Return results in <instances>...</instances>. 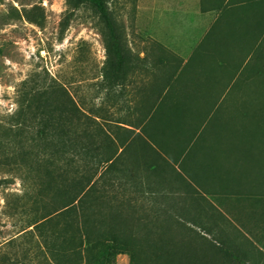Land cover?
I'll return each instance as SVG.
<instances>
[{
	"label": "rangeland",
	"instance_id": "obj_1",
	"mask_svg": "<svg viewBox=\"0 0 264 264\" xmlns=\"http://www.w3.org/2000/svg\"><path fill=\"white\" fill-rule=\"evenodd\" d=\"M140 2L143 0L110 1L115 18L124 26L132 57L141 51L147 55L141 45L128 44V36H136L132 27ZM255 16L256 8L251 17ZM101 29V20L89 5L70 10L67 0H0V179L9 178L11 182L0 185V264H48L38 239L23 231L32 203L24 196L20 176L34 175L35 168L30 167L27 146L19 148L3 139L22 100L23 82L35 86L57 81L63 85L91 114L92 155L104 154L98 148L104 134L96 124L103 121L94 119L100 110L104 111L106 98L107 83L101 72L106 50ZM245 59L241 80L231 86L240 93L234 96L232 92L225 98L216 110L215 124L210 122L204 131L214 126L215 138L206 143L201 157L202 166L209 169L199 168L195 176L180 179L175 168L164 171L160 178H146L141 172L137 182L123 177L121 185L108 183L91 199L90 220L140 224L141 239L154 233L156 238L173 240L178 251V244L185 240L186 247L195 235L179 223L191 225L201 219L209 228H215L211 234L202 233L206 237L203 253L207 264H229L215 249L222 245L224 234L234 245L247 247L252 253L253 259L250 257L246 264H264L263 257L254 260L256 247H251L249 240L250 236H264V54ZM74 126L79 132L78 121ZM248 131L253 138L242 136ZM70 155L78 158L73 152ZM93 160V164L97 162ZM178 169L184 173L181 166ZM128 171L126 174H134L131 168ZM167 187H171L169 194ZM167 223L172 224L170 230L150 232L151 224ZM129 233L126 228L125 234ZM165 257L162 250L142 248V264H161ZM170 263L176 264L175 259ZM114 264H130L129 255L119 254Z\"/></svg>",
	"mask_w": 264,
	"mask_h": 264
},
{
	"label": "crops",
	"instance_id": "obj_2",
	"mask_svg": "<svg viewBox=\"0 0 264 264\" xmlns=\"http://www.w3.org/2000/svg\"><path fill=\"white\" fill-rule=\"evenodd\" d=\"M256 1L139 3L132 27L136 36L129 35L128 44L141 45L147 55L129 54L127 71L119 82L106 81L105 109L94 115L103 121L100 144L106 158L120 156L121 165L128 164L124 168L146 178H160L166 170L195 176L197 169H209L201 157L215 129L204 131L216 122V110L225 98L240 93L231 86L241 80L242 59L256 56L251 17ZM165 189L171 192V187ZM249 240L256 247L254 260L264 258V236Z\"/></svg>",
	"mask_w": 264,
	"mask_h": 264
},
{
	"label": "trees",
	"instance_id": "obj_3",
	"mask_svg": "<svg viewBox=\"0 0 264 264\" xmlns=\"http://www.w3.org/2000/svg\"><path fill=\"white\" fill-rule=\"evenodd\" d=\"M110 1L67 0V5L70 10L89 5L101 20L106 50L102 79L112 83L119 82L121 75L127 71L129 50L124 26L115 18ZM254 27L257 34L256 53L261 55L264 54V0L256 1ZM22 88V100L11 116L12 123L5 129L3 139L19 148L27 146L30 167L35 168L34 175L20 176L24 196L32 203L23 231L38 239L48 264H114L119 254H128L130 264H142L144 246L151 252L162 250L167 254L161 264H171L173 258L176 264H207L203 253L206 237L202 233L211 234L215 228H209L201 219L194 220L191 225L179 223V227L195 235L193 244L187 242L185 247L186 241L183 240L178 244L181 246L178 251L173 240L156 238L154 233L145 240L141 239L138 235L140 224L129 226L123 222L111 224L90 220L91 199L104 185H121L123 177L137 182L140 176L126 174L129 171L122 168L120 156L113 159L114 154L109 158L104 154L100 157L92 155L95 147L89 139L91 116L75 102L63 85L54 81L47 85L30 86L26 80ZM54 94L57 97H53ZM75 121L79 123V132L74 126ZM96 124L104 132L101 123ZM242 136L254 137L250 131L246 134L242 132ZM98 148L103 151L104 145L100 144ZM71 152L78 155L76 160ZM93 159L97 161L94 164ZM180 177L178 175L177 179ZM8 179H0V185L10 184ZM151 225L150 232L170 230L172 227L171 223ZM126 228L129 234H125ZM221 241L222 245L215 249L227 263L246 264L249 261L251 252L247 247L234 245L225 234Z\"/></svg>",
	"mask_w": 264,
	"mask_h": 264
}]
</instances>
